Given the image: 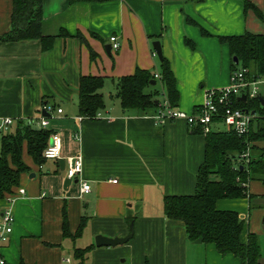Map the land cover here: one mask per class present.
<instances>
[{"label": "crops", "instance_id": "0c3cea01", "mask_svg": "<svg viewBox=\"0 0 264 264\" xmlns=\"http://www.w3.org/2000/svg\"><path fill=\"white\" fill-rule=\"evenodd\" d=\"M249 1L264 12V0ZM12 12L13 0H0V36L11 29ZM41 30L55 36L48 50L40 39L0 40V121L12 118L9 131H14L20 121L34 120L41 128L40 117H47L44 128L61 137L62 152L39 166L24 145L23 160L31 170L15 189L24 188L25 194L12 205L15 222L1 252L4 264H80L75 250L92 245L83 264H120L123 257L122 263L132 264H243L214 243L189 240L185 222L164 212L165 196L195 192L205 136L193 133L183 119L158 124L156 109L125 110L104 86L137 67L161 73L153 48L159 41L177 79V107L193 113L208 90L230 84L235 61L219 36L264 33L256 11L244 0H43ZM63 30L69 35H61ZM111 36L118 37L117 50ZM82 75L105 78L106 107L97 119L79 113ZM79 154L83 171L69 178L67 158ZM81 180L91 184L90 192H81ZM248 188L251 198L216 203L244 220L242 242L250 232L264 235L259 201L264 183L252 180ZM5 206L0 199V213ZM131 225L134 235L127 243L96 245L98 235L126 237Z\"/></svg>", "mask_w": 264, "mask_h": 264}, {"label": "trees", "instance_id": "16d2710c", "mask_svg": "<svg viewBox=\"0 0 264 264\" xmlns=\"http://www.w3.org/2000/svg\"><path fill=\"white\" fill-rule=\"evenodd\" d=\"M102 2L107 0H70L76 2ZM245 1L247 9H254L264 21V12L249 0ZM43 0H13L11 29L0 36L5 42L40 39L43 48L52 47L55 36L42 34ZM61 35H69L65 30ZM80 36V34H78ZM222 43L229 44L230 52L239 62L232 63V71L240 67L249 70L252 79L264 77V33L219 36ZM186 42L194 48V43ZM95 58L94 52H92ZM161 64V84L172 106L177 107L180 93L177 79L170 62L163 57ZM156 81L155 72L137 67L134 73L124 75L117 82V97L125 110L147 112L159 107L162 94ZM105 78L99 75H82L79 85V113L83 118L97 119L98 112L106 105L101 89ZM244 110L254 111L250 131L239 136L233 131L211 130L204 135L206 139L205 158L197 174L196 190L188 195H168L164 198V212L170 219L182 220L186 225L188 239L196 241L202 238L205 243H214L224 255L232 254L240 258L243 264H262V245L258 234L250 232L246 242L241 234L244 220L239 213L232 210H220L216 203L222 198H251L248 185L252 180L264 183V88L260 96L253 100L237 101ZM195 134H202L200 128L191 129ZM52 130L37 128L28 122L20 121L14 131L3 133L0 154V199L15 193L21 175L31 170L23 160V148L26 144L29 155L35 164L46 163L44 152L50 143ZM250 150L249 162L239 159V155ZM264 198V196H263ZM67 216L64 212V232L67 235ZM85 224L82 220L81 227ZM264 230V216L262 219ZM93 248L76 249L75 254L83 264L86 254Z\"/></svg>", "mask_w": 264, "mask_h": 264}, {"label": "built area", "instance_id": "2783aa9c", "mask_svg": "<svg viewBox=\"0 0 264 264\" xmlns=\"http://www.w3.org/2000/svg\"><path fill=\"white\" fill-rule=\"evenodd\" d=\"M112 48L117 50L120 47L117 36L110 37ZM156 55V52H154ZM249 70L240 67L231 72L230 84L217 88L210 89L206 92L204 102L199 105L193 113H187L180 110L178 107L172 106L167 94L161 84L162 76L160 73H155L156 82L160 83L163 98L160 105L156 110L154 118L158 124H165L170 120L183 119L187 122L191 129L198 127L201 129L202 134L206 135L211 130L219 129V125L225 126V129L233 131L239 136L248 134L251 128L252 120L256 114L251 110H244L237 105L238 99L246 95L247 100H253L260 96L264 88V77H257L252 79L248 76ZM46 111L52 113V109L46 107ZM58 113L62 109L57 110ZM100 116V114H98ZM34 120H29L33 124ZM14 120L10 117L0 121V133L8 132ZM49 124V118L40 117L38 121L39 127H46ZM51 141L44 152L46 159H57L61 157L62 141L61 137L57 134L51 136ZM251 154L245 151L239 155V159L249 162ZM69 178H77L83 171V156L81 154L67 158ZM91 190V184L81 180V192L88 193ZM18 193L7 195L6 206L0 213V264H4L5 260L1 256L4 244L9 240L10 234L13 232L15 216L12 209L13 203L19 196L25 194L24 188H18ZM69 261V259H67Z\"/></svg>", "mask_w": 264, "mask_h": 264}, {"label": "water", "instance_id": "95a60500", "mask_svg": "<svg viewBox=\"0 0 264 264\" xmlns=\"http://www.w3.org/2000/svg\"><path fill=\"white\" fill-rule=\"evenodd\" d=\"M106 48L109 50L111 48V45H106ZM153 48H154L157 56L159 57V59L162 60L163 52H162L161 43L159 41H155L153 43ZM234 61L236 63L239 62L237 57H234ZM156 83L157 82L155 80L151 82L152 85H155ZM240 99L242 101H246L247 97H246V95H243L240 97ZM252 112L254 113V111H252ZM51 143H52V141H51ZM32 176H34V174ZM133 235H134V227H133V225H131L130 233L126 237L111 238V237H106L103 235H98L96 237V245L99 247H101V246H117L119 244L127 243L133 237ZM202 241H203L202 238L196 240L197 243H201Z\"/></svg>", "mask_w": 264, "mask_h": 264}, {"label": "rangeland", "instance_id": "374dc122", "mask_svg": "<svg viewBox=\"0 0 264 264\" xmlns=\"http://www.w3.org/2000/svg\"><path fill=\"white\" fill-rule=\"evenodd\" d=\"M158 86H159V88H161L160 83H158ZM104 89H105V91H106V90H109V92H112V94H114V100H115V101H119V100L117 99V97H116V93H117V84H116V83H113L112 80H107L106 83H105ZM106 92H107V91H106ZM158 98L161 100V99L163 98V95L160 94V95L158 96ZM53 117H54V116H53ZM219 129H225V126H223V125H219ZM1 136H2V134H0V138H1ZM263 144H264V142H259V145H263ZM247 151L250 152L249 149H248ZM0 154H1V148H0ZM256 201H257V200H253V201H252V204L254 205V204L256 203ZM259 201H261L262 203H264V199L259 200ZM259 237H260V242H261V245H262V264H264V235H260ZM123 258H124V257H123ZM123 258H122V259H123ZM122 259H120V264H132V263L129 262V261H126V262H123V263H122V262H121Z\"/></svg>", "mask_w": 264, "mask_h": 264}]
</instances>
